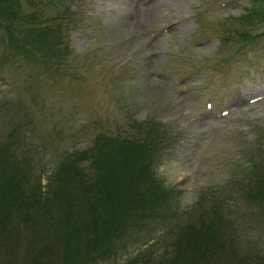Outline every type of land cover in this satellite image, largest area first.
<instances>
[{
  "label": "rangeland",
  "instance_id": "374dc122",
  "mask_svg": "<svg viewBox=\"0 0 264 264\" xmlns=\"http://www.w3.org/2000/svg\"><path fill=\"white\" fill-rule=\"evenodd\" d=\"M261 1L0 0V180L22 172L26 190L39 181L42 190L68 155L89 148L93 157L75 166L90 168L102 138L119 136L143 144L144 166L155 151L149 176L164 190L160 213L176 205L177 215L158 225L127 210L132 228L106 245L113 260L154 242L161 252L180 226L197 228L193 216L211 199H237L239 178L264 164ZM241 201L239 213L216 219L230 264L264 248L261 208ZM105 258L99 264H114Z\"/></svg>",
  "mask_w": 264,
  "mask_h": 264
},
{
  "label": "trees",
  "instance_id": "16d2710c",
  "mask_svg": "<svg viewBox=\"0 0 264 264\" xmlns=\"http://www.w3.org/2000/svg\"><path fill=\"white\" fill-rule=\"evenodd\" d=\"M261 2L264 4V0ZM263 12L264 8L255 14L261 16ZM47 27L43 33L58 26ZM238 35L241 42L250 40L244 32ZM37 40L33 53L42 50L38 45L43 41ZM50 50L53 51L51 47ZM101 146L104 149H95L96 158L87 168L89 172L75 166L76 162L93 157L94 151L89 152L88 148L59 162L58 169L51 174L54 180L49 177L42 190H39L42 188L40 181L26 190L22 184V172L17 176L11 173L7 179L0 180V264H99L105 257L114 264H230L228 256H222L218 251L216 240L222 222L216 219L225 216L227 208L239 213L244 208L241 200L245 204L257 203L264 215V164L256 162L247 175L239 178H243L245 185L238 188L237 199L228 202L230 196L211 199L208 209L200 212L201 217L193 216V225L197 228L180 226L176 232L180 235L175 236L173 244L163 242L161 252L151 240V246L147 245L145 249L143 245L138 246L134 256L118 263L113 260L115 252H110L106 245L132 228L131 223H124L123 214L129 210L144 221L156 218L160 225L177 215L176 205L161 215L166 199L161 184L150 177L155 157L153 149L150 152L152 157H148L144 166L141 163L143 144L136 145L116 136L111 139L103 137ZM133 151L135 155H132ZM132 156H135L134 160ZM0 167H3L1 162ZM4 174L7 175V170ZM43 228L54 235L47 237L45 234L43 240H38L37 231ZM250 252L246 254L248 256L243 253L239 259L238 255L234 256L233 264H264V248L255 247V251Z\"/></svg>",
  "mask_w": 264,
  "mask_h": 264
},
{
  "label": "bare ground",
  "instance_id": "6f19581e",
  "mask_svg": "<svg viewBox=\"0 0 264 264\" xmlns=\"http://www.w3.org/2000/svg\"><path fill=\"white\" fill-rule=\"evenodd\" d=\"M164 1H166V0H163V2H164ZM159 4H161V3H159ZM157 8H158V7H157Z\"/></svg>",
  "mask_w": 264,
  "mask_h": 264
}]
</instances>
